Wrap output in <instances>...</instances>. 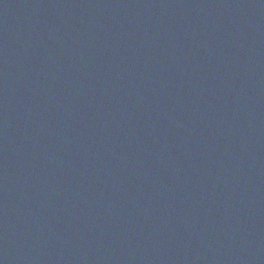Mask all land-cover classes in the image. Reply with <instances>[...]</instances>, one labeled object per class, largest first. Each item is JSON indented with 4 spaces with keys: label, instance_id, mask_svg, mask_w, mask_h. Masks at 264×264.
Returning a JSON list of instances; mask_svg holds the SVG:
<instances>
[{
    "label": "water",
    "instance_id": "1",
    "mask_svg": "<svg viewBox=\"0 0 264 264\" xmlns=\"http://www.w3.org/2000/svg\"><path fill=\"white\" fill-rule=\"evenodd\" d=\"M0 264H264V0H0Z\"/></svg>",
    "mask_w": 264,
    "mask_h": 264
}]
</instances>
